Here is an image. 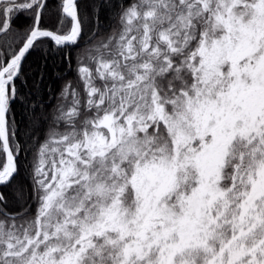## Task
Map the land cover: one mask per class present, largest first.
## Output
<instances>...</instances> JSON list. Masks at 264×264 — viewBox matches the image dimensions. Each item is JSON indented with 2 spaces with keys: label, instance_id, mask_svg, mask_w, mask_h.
<instances>
[{
  "label": "snow or ice",
  "instance_id": "obj_1",
  "mask_svg": "<svg viewBox=\"0 0 264 264\" xmlns=\"http://www.w3.org/2000/svg\"><path fill=\"white\" fill-rule=\"evenodd\" d=\"M0 264H264V0H0Z\"/></svg>",
  "mask_w": 264,
  "mask_h": 264
},
{
  "label": "trees",
  "instance_id": "obj_2",
  "mask_svg": "<svg viewBox=\"0 0 264 264\" xmlns=\"http://www.w3.org/2000/svg\"><path fill=\"white\" fill-rule=\"evenodd\" d=\"M18 23H24V18L21 17V19L18 21ZM36 62H41L40 57L38 55H34L32 59H30L29 63L35 64ZM74 66V63H73ZM45 72V80L44 84L47 85L48 88H51L53 90H58L60 86V82L56 78V74L59 72H64L67 74V77L70 79L73 75V72L71 69H69L65 63L54 59L49 60L46 63V66L44 67ZM47 93V89L45 90Z\"/></svg>",
  "mask_w": 264,
  "mask_h": 264
}]
</instances>
